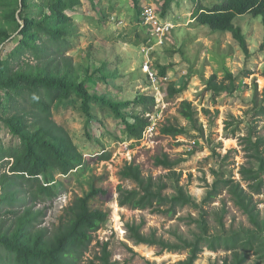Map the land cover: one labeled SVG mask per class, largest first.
<instances>
[{
  "label": "rangeland",
  "instance_id": "obj_1",
  "mask_svg": "<svg viewBox=\"0 0 264 264\" xmlns=\"http://www.w3.org/2000/svg\"><path fill=\"white\" fill-rule=\"evenodd\" d=\"M221 1L173 0L161 15L162 0H138V8L149 4L154 10L157 6L160 12L162 30H155L154 35L148 29L154 30L156 25L153 21H142L132 0H80L67 9L78 35L73 36V45L66 53L71 62L61 67L62 73L77 81L86 79L90 92L113 100H133L142 94L154 99L152 105H146V113L142 103L122 109L129 120L133 114L147 118L149 123L140 138L128 135L121 119L96 103L91 104V120L76 100L55 104L52 108L54 120L68 130L83 153V164L66 176H57L62 185L55 197L38 205L45 213L41 226L51 228L74 196L87 195L92 189L98 192L90 196V206L108 212L100 228L93 232L92 243L81 264H87L90 259L98 262L96 256L105 243L110 261L118 264H176L187 256V250L167 251L157 245H135L128 237L125 224L135 220L143 222V232L155 231L158 237L171 243L177 242V236L190 240L196 229L179 217H197V211L188 206L178 207L171 216L118 206L116 186L120 182L128 188L134 186L129 179L119 180L118 171L124 164H138L145 176L183 187L201 204L215 180L213 171L240 181L238 170L247 165V159L239 136L251 129L256 137L264 140V22L260 16L249 13L234 18V25L245 36V50L231 33L210 30L194 18L197 8H211ZM46 3V0H30L22 14L45 18L49 14L43 7ZM3 4L0 28L11 36L0 42L2 58L15 46L21 29L12 22L8 7ZM17 21L23 23L18 15ZM144 61L151 65L156 78L151 79L143 72ZM34 64L26 53L21 55L15 68H34ZM160 66L166 68L164 76L159 74ZM226 73L231 74L233 89L213 98V90L206 89L208 80L215 76V81L228 84L231 80L226 78ZM169 85L178 91L171 94ZM183 100L190 101L197 111L196 127L179 113ZM167 125L183 127L184 133L163 134L161 129ZM14 143L17 139L0 122V144ZM164 153L170 160H178L172 168L155 164V158ZM3 172L4 167L0 166V175ZM165 193L173 194V187ZM254 200L264 217V195L256 194ZM202 207L207 212L211 232L220 230L219 216L226 231L250 226L226 189H221ZM1 217L10 222L9 215ZM227 254L228 251L212 252L204 246L193 264H223ZM246 264H264V260L251 254Z\"/></svg>",
  "mask_w": 264,
  "mask_h": 264
},
{
  "label": "trees",
  "instance_id": "obj_2",
  "mask_svg": "<svg viewBox=\"0 0 264 264\" xmlns=\"http://www.w3.org/2000/svg\"><path fill=\"white\" fill-rule=\"evenodd\" d=\"M132 1L141 16L142 8H138V0ZM172 1L162 0L161 15ZM46 2L43 7L49 14L37 19L22 14L30 5V0H0V6L4 3L3 6L8 7L12 22L21 27L15 46L4 58L0 54V122L17 139V143L8 146L0 144V166L4 167L0 175V209L3 212L0 216H10V222H7L8 218H0V264H81L92 243L93 232L108 216L107 211L90 206V196L98 192L92 189L87 195L74 196L51 228L41 226L45 213L38 205L55 197L62 185L57 176H66L83 164V153L68 130L54 120L53 106L76 100L83 114L91 120V104L96 103L120 118L128 135L140 138L149 123L147 118L133 114L130 116L132 120H129L122 109L142 103L146 113V105L154 103L152 96L144 94L128 101L113 100L90 92L86 79L77 81L62 73L61 67L71 62L66 53L73 45V36L78 35L76 23L66 11L80 0ZM246 13L260 16L264 22V0H222L211 8H197L194 18L210 30L231 33L246 50L245 36L241 28L233 23L236 16ZM17 15L23 23L17 21ZM10 36L0 28V42H5ZM26 53L35 61V67L15 68L21 55ZM165 70V66H160V76L165 75ZM226 78L231 80L228 84L215 81V76L208 80L206 89L213 90V98L233 89L231 74L226 73ZM169 91L174 94L178 89L169 85ZM179 113L196 127L197 111L190 101H181ZM227 127L228 123L225 129ZM161 131L176 136L184 133V128L167 125ZM230 133L234 134V131ZM239 141L248 165H242L238 170L240 181L213 171L215 180L201 204L183 187L145 176L138 164H124L118 171L119 180L129 179L134 186L125 187L122 182L116 186L118 206L132 210L148 209L152 213L171 216L178 207L188 206L197 211V217H179L188 226L195 227L193 238L189 240L177 236L175 243L158 237L155 231L143 232L142 221L127 222L126 231L134 244L157 245L167 251L187 250L186 258L176 264H193L204 246L212 252L220 249L228 251L223 264H246L251 254L264 260V217H261L254 200V195H264V140L249 129L244 136H239ZM177 161L170 160L164 153L154 162L172 168ZM170 187L174 189L171 195L165 193ZM221 189L227 190L235 206L246 215L249 227L226 231L219 216L220 230L210 231L207 212L202 204L211 202ZM109 254L105 243L100 255L96 256L98 262L90 259L87 264H118L110 261Z\"/></svg>",
  "mask_w": 264,
  "mask_h": 264
},
{
  "label": "built area",
  "instance_id": "obj_3",
  "mask_svg": "<svg viewBox=\"0 0 264 264\" xmlns=\"http://www.w3.org/2000/svg\"><path fill=\"white\" fill-rule=\"evenodd\" d=\"M141 16L142 17V21L144 22V19L146 22L148 21H153L154 22V25H156V27L154 28V30L152 29H148L151 30V35H154L156 33V31H161L162 30V26H163V23H162V20H160V12L157 11V6H156V9H152L149 4H143L141 6ZM159 17V18H158ZM148 20V21H147ZM153 26V25H152ZM154 27V26H153ZM156 30V31H155ZM168 30L164 31L163 33L167 32ZM149 38H153V37H149ZM145 62V61H144ZM143 72H147L151 79L153 78H156V73L155 71L153 70V68L151 67V65L149 66L148 62H145L144 65H143ZM146 73V74H147ZM147 74V75H148Z\"/></svg>",
  "mask_w": 264,
  "mask_h": 264
},
{
  "label": "clouds",
  "instance_id": "obj_4",
  "mask_svg": "<svg viewBox=\"0 0 264 264\" xmlns=\"http://www.w3.org/2000/svg\"><path fill=\"white\" fill-rule=\"evenodd\" d=\"M142 6V5H141Z\"/></svg>",
  "mask_w": 264,
  "mask_h": 264
},
{
  "label": "crops",
  "instance_id": "obj_5",
  "mask_svg": "<svg viewBox=\"0 0 264 264\" xmlns=\"http://www.w3.org/2000/svg\"><path fill=\"white\" fill-rule=\"evenodd\" d=\"M163 19V18H162Z\"/></svg>",
  "mask_w": 264,
  "mask_h": 264
}]
</instances>
